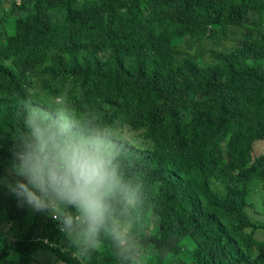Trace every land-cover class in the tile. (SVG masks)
<instances>
[{
    "label": "trees",
    "instance_id": "1",
    "mask_svg": "<svg viewBox=\"0 0 264 264\" xmlns=\"http://www.w3.org/2000/svg\"><path fill=\"white\" fill-rule=\"evenodd\" d=\"M2 2L0 175L23 133L26 101L49 116L59 109L35 97L42 71L58 81L48 92L65 95V111L115 143L135 199L133 235H151L156 257L145 264H156L177 237L190 244L179 257L185 264H264V222L248 212L253 187L264 183V152L256 151L264 139V0H11L9 14ZM233 34L241 45L211 64L174 60L185 36ZM52 49L58 54L46 65ZM212 178L228 181L225 197ZM31 216L21 239L0 234V264H28L39 251L66 264H121L107 240L82 262L71 246L61 248L67 238L57 221ZM9 218L25 223L23 215ZM144 247L137 244L136 264Z\"/></svg>",
    "mask_w": 264,
    "mask_h": 264
},
{
    "label": "clouds",
    "instance_id": "2",
    "mask_svg": "<svg viewBox=\"0 0 264 264\" xmlns=\"http://www.w3.org/2000/svg\"><path fill=\"white\" fill-rule=\"evenodd\" d=\"M25 108L23 133L0 189L18 207L57 221L78 259H89L107 240L121 264H136L128 219L135 199L119 175L110 134L62 109L49 116L27 101Z\"/></svg>",
    "mask_w": 264,
    "mask_h": 264
},
{
    "label": "rangeland",
    "instance_id": "3",
    "mask_svg": "<svg viewBox=\"0 0 264 264\" xmlns=\"http://www.w3.org/2000/svg\"><path fill=\"white\" fill-rule=\"evenodd\" d=\"M12 5L11 0H3L2 2V11L3 13L9 14L11 11ZM10 31H13L12 23L10 24ZM188 36H185V41L179 44L173 51L174 60L176 62H181L186 58H190L193 61L197 62L200 65L211 64L216 61V53L229 51L238 46H240V42L238 41L239 35L233 34L232 36L216 40L211 38H199L193 37L189 38L188 41L186 39ZM57 50L52 49L49 52L48 58L45 62L46 65H50L52 63V59L58 54ZM103 56L107 55V52L102 53ZM66 56H68L66 54ZM35 79L37 83L34 84L32 88L35 97L38 99H42L48 102L53 103L59 109L65 110L64 100L65 95L54 96L48 92V87L51 85H55L57 80H51L48 75L42 71H39L38 74L35 75ZM47 82H50V85L47 86ZM64 86H62L63 91H69L72 87V83L68 81L63 82ZM117 128L115 135H117ZM138 137V136H137ZM141 140L140 137H138ZM221 141L226 144L228 143L227 137H220ZM257 152H264V139L259 140L256 144ZM213 185L216 187V191L219 194V197H225L227 195V185L228 181L223 179L219 181L216 178H212ZM0 234H4L11 238L21 239L25 232L28 230L31 224V219L33 212L28 210L27 208H20L17 206V203L13 197H11L6 190L0 189ZM248 212L252 216V218L256 222H264V183H258L255 187H253L252 193L250 195ZM10 214L23 215L25 216V223L19 225L15 223V221L9 218ZM150 233L148 230L144 229L140 234L134 236L135 241L140 246H145L141 252L140 257L137 259V262L140 264H145L143 262V257L148 258V255L153 257L155 256L154 251L150 248L149 239ZM257 236L260 240L264 241V230H259ZM62 249L64 252L69 253L72 251L70 249L69 242L65 239L63 240ZM190 246L189 243L184 240L183 237H177L170 240L167 246L159 255L158 262L156 264H185L180 260V254L182 251L187 250ZM74 254V253H73ZM141 258V259H140ZM81 260V259H80ZM82 262H92V259L81 260ZM28 264H66L60 261L52 252L50 251H39L37 252L31 259Z\"/></svg>",
    "mask_w": 264,
    "mask_h": 264
},
{
    "label": "built area",
    "instance_id": "4",
    "mask_svg": "<svg viewBox=\"0 0 264 264\" xmlns=\"http://www.w3.org/2000/svg\"><path fill=\"white\" fill-rule=\"evenodd\" d=\"M137 264H140V262H137Z\"/></svg>",
    "mask_w": 264,
    "mask_h": 264
}]
</instances>
